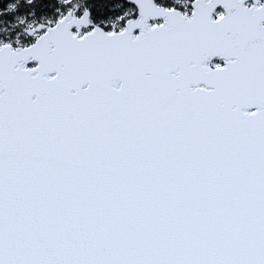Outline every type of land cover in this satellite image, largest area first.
Returning <instances> with one entry per match:
<instances>
[{"label":"snow or ice","instance_id":"1","mask_svg":"<svg viewBox=\"0 0 264 264\" xmlns=\"http://www.w3.org/2000/svg\"><path fill=\"white\" fill-rule=\"evenodd\" d=\"M0 264H264V0H0Z\"/></svg>","mask_w":264,"mask_h":264}]
</instances>
